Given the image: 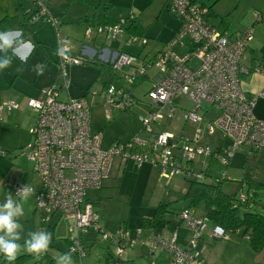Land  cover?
Instances as JSON below:
<instances>
[{
    "label": "built area",
    "instance_id": "built-area-1",
    "mask_svg": "<svg viewBox=\"0 0 264 264\" xmlns=\"http://www.w3.org/2000/svg\"><path fill=\"white\" fill-rule=\"evenodd\" d=\"M41 3V2H40ZM40 13H34L31 20H39L46 7L40 4ZM169 10L182 22L180 33L168 44V49L158 52L153 58L137 68L135 73L123 71L125 65L135 66L137 56L119 53L107 63L116 70L122 71L124 79L133 83L136 78L146 76V70L157 65L160 72L150 90V97L154 103L167 106L175 96L187 97L193 101L195 108L185 110L184 120L194 124V135H186V143L181 146L183 137H177L169 130L153 134L150 140H144L134 135L129 143L116 141L112 148L102 146L103 131L94 132L91 124V106L87 97L67 100L61 98V92L70 93L72 84L69 68L73 65H84L83 56L72 53L70 45L63 42L59 34V80L52 86L42 89L38 97H30L27 106L36 113L35 123L30 129L31 140L20 150L33 163V170L42 180V186L37 192V207L42 213L43 220L51 222L56 213L72 222L77 234L71 237L69 251L80 257L88 254L83 244L88 230L96 229L103 233L105 240L116 244L118 254L124 253L129 240V234L120 229L115 234H108L99 225L100 214L89 201V189H101L110 177L115 160L119 158L124 165L133 159L138 167L145 162L157 165L161 175L172 177L176 173L186 171L179 160L184 156L192 161L197 154L211 157L214 148L204 142V134L223 133L230 138L234 146L232 150H224L223 162L229 164L238 149L252 147L264 149V120L256 117L255 104L259 96L248 93L242 88L241 76L256 71L264 75V59L258 60L255 67L245 63L253 39V29L230 34L228 30H221L208 18V8L198 0H169ZM58 32L60 28L53 16ZM257 22H264L261 12ZM124 23L114 25L87 26V39L94 34L103 35L106 40L120 39L126 34ZM140 43L145 46L147 38L129 35L127 44ZM178 46L187 47L185 57L175 52ZM197 59L199 64L194 66L191 59ZM103 103L110 104L114 109L125 105V91L113 83L103 85ZM14 101L0 103V113L5 110L19 109ZM204 112L200 113V109ZM176 107L171 106L172 113ZM215 109L216 114L211 110ZM107 114V113H106ZM110 116V113L107 114ZM155 117H162L161 113ZM149 121H146V126ZM1 154H5L0 151ZM204 164V162H203ZM188 167V166H187ZM226 173V172H225ZM19 185L16 191L22 189ZM31 187V186H30ZM32 188V187H31ZM183 218L188 220L191 239L196 246V238L206 228L207 220L196 217L189 211L183 212ZM141 242L142 230L139 229ZM211 235L225 237L223 227H213ZM131 240V247L135 240ZM150 250H163L173 253L174 258L168 264H202L199 260L201 251L195 254L188 249L176 245V234L171 238H151ZM200 254V255H199ZM121 256V255H120ZM156 264V263H152Z\"/></svg>",
    "mask_w": 264,
    "mask_h": 264
},
{
    "label": "rangeland",
    "instance_id": "rangeland-1",
    "mask_svg": "<svg viewBox=\"0 0 264 264\" xmlns=\"http://www.w3.org/2000/svg\"><path fill=\"white\" fill-rule=\"evenodd\" d=\"M38 2L40 4L41 1ZM112 2L113 0H101L100 3L99 0H75L72 2L70 0H53L54 7L50 16H55L57 23L60 24V32L56 29L53 20L48 18L49 16L47 17L48 20L39 28L33 27L31 23L28 28L32 31H41L51 27L53 32L48 38L46 48L52 55H58L59 34L64 41L67 34H70L69 40L66 41L70 46L74 45L75 47H78L76 44L81 43L83 38H85L84 28L78 23L80 17L86 14H93L96 11L102 12L106 6H108V13L112 16H117L118 20L135 15L145 27L144 36H139V38H147L149 43L145 47L139 42L134 45L127 44L128 34H122L120 38L123 40L122 42L117 41L116 44V42L110 41L107 43V46L110 45L112 47L113 45L118 51L129 52L138 57L135 63L136 66L125 65L123 68V71L132 72L133 74L137 68L149 61L161 48L168 49V44L180 33L182 22L172 11L165 7L166 0H154L144 10L142 3L139 1L115 0V7H112ZM1 3L4 9L7 8V3H10L11 6L18 7L16 10L21 13H24V10L27 12L36 7L33 0H8V2L7 0H2ZM236 4L237 7L234 9ZM43 5L46 6L45 4ZM214 9L218 16L215 20L212 19V22L221 23V30L230 26L228 27V32L232 34V30L235 31L243 26L251 27L254 21L257 20L259 13L262 12L264 14V0H219L214 4ZM20 30L25 29L21 28ZM100 40L103 39L100 38ZM91 47L96 49V56L88 58L90 61L85 65H73L70 67V77L73 82L69 90L71 98L75 99L76 96L85 95L89 99L92 104V129L94 132H97V130L103 131L102 146L104 148H112L116 143L115 140L118 139L121 145L129 143L134 135H139L144 140H150L153 134L163 130H169L177 137H183L181 146L186 143V135H194V124L186 122L183 117L185 110L195 108V104L191 99L175 96L174 100L167 106L152 101L150 90L154 85L157 74L160 72L156 64L149 67L146 70V77L139 79L137 84L131 88L134 96H131V92L128 93V96L134 102L132 109L123 111L118 108L116 111L110 104L103 103V94L100 93V90L104 84L100 81L101 78H109L118 85L126 81L124 77L120 78L121 75L123 76L122 71L117 72V76L100 73L99 69L91 63L92 60L102 63L103 60L99 57L100 50L97 47ZM42 49L44 50V46H42ZM175 52L181 57H185L187 47L178 46L175 48ZM260 57L262 56L255 55L254 59H252L251 52L248 51L245 63L250 66L252 60L253 67H255ZM190 61L194 66L199 64L195 58ZM252 74L257 75L259 72L253 71ZM242 80L246 82L245 77L241 78V82ZM17 92L19 98H24L27 102L28 97L23 96L27 92L26 89H23V84H18ZM61 98L64 100L69 98L66 90L61 92ZM171 106H177L175 113H172ZM20 108L8 114L6 112L2 117L0 116V149L11 151L10 153L7 152L9 156L0 153V202H3L8 195L15 197L17 186L19 185L26 186L28 184L33 187L35 189L33 195L24 205L23 215L19 218L20 223L24 227L23 235L27 236L29 231L38 230L52 233L53 239L47 251L59 257L65 254L63 251L67 249L65 238L67 236H75L77 231L72 226L71 221L61 217L58 213L54 215L49 223L50 225L47 222L42 225V213L37 207L36 191V189L41 188L42 180L34 173L32 162L28 157L23 152L20 153V148L17 149L29 143L31 139L29 129L35 121L36 113L30 108H24V106ZM204 110V108L200 109V113H203ZM216 112L215 109L211 110L213 115ZM106 113H110V116H107ZM158 113H161L162 117H155ZM147 120L149 123L146 126ZM201 138H204V142L211 147L223 146L226 150H232L234 146L233 141L221 132L207 134L206 137L203 134ZM222 157L223 155L220 158H210L197 154L193 159L194 162L184 160L183 166L197 169L199 167L198 162H204L208 166L209 181L211 177L222 175L226 172L231 176V181H226L224 190L229 193L234 192L236 188L235 180L249 178L264 183V153L257 156L256 153H248L243 149H238L233 157L230 158L228 165L223 162ZM253 165L257 167V175L255 177L251 176L249 171ZM160 171L161 169L157 165L150 162H145L141 167H138V164L133 159H129L126 165L119 158L115 160L113 169L110 172L111 177L104 182V186L101 189H89L88 198L89 200L99 199V205L95 206L100 214L99 225L103 226L108 234H115L120 229H123L125 233L129 234L130 239L135 240V248L131 247L130 239L125 241L127 248L120 256L116 243L105 240L101 231L96 229L88 230L85 238L87 237L88 243H94L91 247V252L83 257L78 254H71L74 264H112L114 260L113 264H148L152 261L154 255L148 254L151 252L150 239L156 237L158 231L143 227L142 237L147 239L148 244L143 246L138 228L143 218L152 216L156 206L161 201L168 200L166 194H169V199L173 201V206L176 208L180 209L188 206L187 201L182 199V193L189 185L184 172L176 173L172 177H163ZM29 177L31 178L29 179ZM12 189H14V192ZM240 192L248 194L249 184H244ZM255 202L252 201L251 208L248 209L264 212V189L258 192ZM194 213L196 215L203 214V208L199 207ZM167 218L172 220V223L163 230L166 237L171 235L172 231L177 227L186 228L185 224L178 225L181 222L178 212L167 213ZM55 222L57 225H54ZM189 235L191 239L193 233L190 229ZM24 251L26 250L22 248L18 254ZM250 251L253 250L251 249ZM44 253L36 254L37 256H34L32 264H41L40 261ZM160 255L164 259L169 254L163 252ZM107 257H111L110 260L107 261ZM119 257L121 258L119 259ZM245 258L248 259L249 257L245 256ZM259 262L264 264V258Z\"/></svg>",
    "mask_w": 264,
    "mask_h": 264
},
{
    "label": "trees",
    "instance_id": "trees-1",
    "mask_svg": "<svg viewBox=\"0 0 264 264\" xmlns=\"http://www.w3.org/2000/svg\"><path fill=\"white\" fill-rule=\"evenodd\" d=\"M33 1L36 7H33L29 12H26L24 14V19H21V17L18 15H12V16L7 15L4 18H2L0 20V32H4L8 30L13 31V29H15L17 26L26 30L30 23L33 26H40L43 23H45L48 20L47 17L49 16V14L50 15L52 14V8L54 7L53 0H33ZM38 1H41V3L46 5L45 12L42 13L39 20H31L32 19L31 16L34 13L36 12L40 13L41 3L39 4ZM72 1H75V0H70V2ZM218 1L219 0H215L214 4L217 3ZM207 8L209 11L208 13L209 19L210 17H214V15L218 16V14L214 10V6H210ZM53 18L55 19V16H53ZM78 23L85 27V32H86V27L89 25L91 26L102 25L103 26V25H114L116 23H120V24L124 23L123 26L126 29V31L129 30L130 32H133L132 35L144 36L143 31L145 30L144 29L145 27L138 21V18L136 16L132 15L123 20H114L109 16L107 11H103L101 13L95 12L94 15L92 16L86 14L85 16H82L79 18ZM56 24L59 27L60 24L59 23H56ZM250 47H249V50H250ZM162 50L163 49H161L160 51ZM156 54H154V56ZM83 58L85 62L84 64L90 61L88 57L87 58L83 57ZM57 63H58V69H59V56H58ZM91 63L93 66L99 69L100 73H104V75L109 74L110 76L111 75L117 76V72H119V70H116L112 64L107 63V62L102 61V63L100 64L98 63L97 60H92ZM69 71H70V68H69ZM250 73H252V71H250L249 74ZM142 77H146V76H142ZM142 77L136 78L133 83H127L125 79L126 82H122L120 85H118L126 93L125 98H124V102L126 104L121 107L115 108L116 111L118 110V108L122 109L123 111L132 109L134 102L132 101V99H130V97L128 96V93L131 92V96L132 97L134 96L133 92L131 91V88L135 84H137L139 79H141ZM120 78L122 79L123 76L121 75ZM100 81L103 84L107 85V84H110L112 80L104 77V78H101ZM126 85H128V87H126ZM83 97H87V96L83 95ZM115 141H117V143L120 142L119 139ZM25 146L18 147L17 149L20 148L21 150ZM213 148H214V152L210 158H214V157L220 158V156L223 155L224 150H226L223 146H217ZM243 150L248 153H256L257 156L261 155V153H264V149L258 150L252 147H248ZM2 151L5 153V155L8 156V153H7L8 151H5V150H2ZM9 158L12 159L11 157ZM179 160L182 162L181 164L183 165L184 160H187V158H185L184 156L183 157L180 156ZM187 162L189 161L187 160ZM190 162H194V160ZM198 164H199V167L197 169H193L192 167L186 166V168L188 169H186L184 173L186 180L189 181V185H188V188L182 193V199L187 201L188 206H185L180 209L176 208L175 206H173V201L169 199L170 198L169 194H166L168 200L161 201L156 206L153 215L149 217H144L140 226H138V228L142 230V234H143V227L144 228L148 227V228L157 230L158 233L156 234V237L171 238L173 235L176 234V245L178 247H181L183 249H188L194 254L198 250L202 252L201 256L199 257V260H203L202 264H207V262H206V259L204 258L202 248H199V247H202L203 245L209 246V243H207L206 241L207 238L209 240L212 239L213 241H219L223 238V237H214L211 235L213 227L216 225L223 227L226 232V235L227 234L228 235L229 234L238 235L242 237L243 239H245L249 243L253 251L257 253L263 252L264 251V212L255 211V210H251L248 208H251L252 201L255 202V198L258 197V192L264 189V183L260 181L258 182V181H255V179H249V178H244L242 180H235L236 188L234 192L229 193L224 190V185L226 181H231L230 175H228L227 173H223L222 175H216L214 177H211L209 181L208 179H209L210 174L208 173L209 172L207 168L208 166L206 164H203V162L202 163L198 162ZM249 171H250L251 176L255 177L257 175V167L255 165H253L249 169ZM246 183L249 184L248 194L240 192L241 189L244 187V184ZM38 190L39 189H36L37 192ZM100 199H103V198H100ZM89 201L94 205V208L96 205H99V199L89 200ZM199 207L203 208L204 213L201 215L199 214L196 215L194 211H196V209H198ZM186 210L189 211V213H193L196 217H202V218H205V220H207L206 222L208 225L202 231V234L196 238V241H197L196 246L193 245L191 241L192 238L190 239V236L187 239V241L184 240L185 236L180 231V227H177L176 229H174L172 231V234L167 237L165 236L163 232V230L166 227H169V224L172 223V220L167 218V213H175V212H178V215L181 220V222L178 225L180 226L181 224H185L186 229L188 231L190 229L189 222L188 220L183 218V212ZM45 223L46 222L43 220V217H42V225H45ZM49 223L48 225H50ZM101 229L106 231V229L103 226ZM207 230L208 232H206ZM156 237H153V238H156ZM143 239L145 240V243H142V245L147 246L148 245L147 239L146 238H143ZM22 242L23 241L21 240L20 243ZM71 243H72L71 237L67 236L65 238V245L67 249L64 252H67V253L70 252L69 248L71 247ZM123 243L125 242L123 241ZM83 244L86 245L87 251H88L87 255H89L91 251V247L94 243L92 242L88 243L87 237H86L83 240ZM117 246L121 247L123 245L122 243H118ZM133 248H135V246H133ZM47 250L42 256V259L40 261L41 264H56L57 257L51 255ZM158 252L159 250L155 252L151 251L150 253H148L149 255L151 254L154 255L152 262L156 264H168L174 258L173 253H171L167 261L160 262L158 261L159 260L158 256L160 254H163V252L165 251L160 250V252L159 253ZM34 256H37V255L24 251L23 253L18 254L17 260L14 262V264H32V262L34 261L33 259ZM120 258L121 257H119V259ZM107 260H110V257H107ZM0 264H8V262L6 261V258H4L2 255H0ZM183 264H190V263L188 261H185Z\"/></svg>",
    "mask_w": 264,
    "mask_h": 264
},
{
    "label": "crops",
    "instance_id": "crops-1",
    "mask_svg": "<svg viewBox=\"0 0 264 264\" xmlns=\"http://www.w3.org/2000/svg\"><path fill=\"white\" fill-rule=\"evenodd\" d=\"M1 1L2 0H0V20L7 15H11V16L18 15L21 17V19H24V14L26 13L25 10H24V13H21L19 10H16L18 7L15 8L11 6L10 3L9 4L7 3V8L4 9ZM134 1H139L140 3H142L143 10H144L154 0H134ZM198 1L206 5L207 7L214 6V2H215V0H198ZM100 2L101 0H99V3ZM115 3H116L115 0H113L112 7H115ZM168 3H169V0H166L165 7L169 10ZM236 7H237V4L234 7V9ZM107 8L108 6H106L103 11H107ZM96 12L101 13L99 11H96ZM94 13L87 14V15L92 16L94 15ZM109 16L114 20H118L117 16H112L110 14ZM216 17L217 16L215 15L214 17H210V21L212 22V19L215 20ZM212 23L222 28L221 23H218V24L214 22ZM40 26H33V27L39 28ZM228 27L230 26L224 27L223 30H228ZM83 28L85 32V27L83 26ZM250 28L253 29V39L251 42V47H250L249 52H251L252 59H254L255 55L262 56L260 57V59H262L264 58V22H257L256 20L254 21L251 27L243 26L242 28L236 29L235 31L232 30L233 31L232 33L242 32L245 29H250ZM20 29L21 27L17 26L15 29H13V31L8 30V31L0 32V33L8 34L7 38L12 41V46L15 49V55H12L11 48L7 49V54L12 56V64L7 69L0 71V103L10 100V101L16 102L20 107L24 106V108L25 107L29 108L27 106V102L25 101V99L19 98V96L17 95L18 94L17 92L18 84L20 83L23 84V89H26L27 91L23 94L24 97H28V99L30 97H38L42 89L50 87L58 79V76H59V69H58V63H57L58 55L56 54L52 55L50 52L47 51V48H46L48 38L50 34H52L53 32L51 27L45 30H41V31H32L29 28H27L26 30H20ZM125 33L128 35L133 34V32H130L129 30L125 31ZM70 36H71L70 34H67L66 39L65 41L63 40V42L68 44L66 40H69ZM100 38H102L103 40H100ZM110 41H114L117 44V41L122 42L123 40L121 39L106 40L105 36L98 35V34H94L92 38L87 39L85 35V38H83V41H81V43L76 44L78 47L71 45L72 53L77 56H85L86 58L87 57L92 58L97 55V52H96V49L92 48L91 46L97 47L100 50L99 57L104 62L106 61L108 62L110 58L113 59L119 53L132 54V53L125 52V51H118L117 48H115L113 45L112 47L110 45L107 46V43ZM0 43H2V41H0ZM42 46H44V50L42 49ZM3 52L4 50L0 49V54H3ZM251 64H252V60H251ZM127 73H132V72H127ZM243 77H245V80H246V82L242 80L244 90L247 91L248 93L259 96L255 104L254 113L257 118L264 120V75L260 73L257 75L250 73V74H244L241 76V78ZM111 83H113L115 86H118V84L115 83L113 80L111 81ZM68 96L71 97V93H69ZM81 97H83V95L76 96L75 99L81 98ZM20 107L19 109H21ZM19 109H15V110H19ZM11 112L12 111L5 110L3 114L0 113V116L2 117L5 113L8 114ZM31 128L32 127H30V129ZM30 129H29V132H30ZM98 131L100 130H97V132ZM0 151H2V149ZM10 152L11 151H8V153ZM30 178L31 177H29V179ZM12 191L14 192V189H12ZM54 224L57 225L56 222ZM180 231L185 236L184 240L187 241V239L190 236L189 230L187 231L186 228L180 227ZM206 241L207 243H209V246L203 245L201 248L203 250L204 258L206 259L207 264H263V263H260L259 261H261L264 258V251L260 253H257L255 251H250L252 248L250 247L249 243L238 235H230V234L228 235L227 234L225 237H223L219 241H213L212 239L209 240L208 238ZM63 253H67V252L63 251ZM169 255H167L166 258L164 259H162L161 255H159L158 256L159 260L158 259L157 260L160 262H165L170 257ZM245 256H248L249 258L247 259L245 258ZM114 262L115 260L112 261V264ZM152 263L154 262L151 261L150 264Z\"/></svg>",
    "mask_w": 264,
    "mask_h": 264
},
{
    "label": "clouds",
    "instance_id": "clouds-1",
    "mask_svg": "<svg viewBox=\"0 0 264 264\" xmlns=\"http://www.w3.org/2000/svg\"><path fill=\"white\" fill-rule=\"evenodd\" d=\"M7 33H0V71L7 69L12 64V56L7 54V49H12V55H15V49L12 41L9 40ZM34 189L28 184L15 194V197L8 195L0 202V255L6 258L8 264H14L18 253L23 248L28 253H44L52 242V233L38 230L29 231L24 236V227L20 223V217L23 215L24 205L33 195ZM23 240V244L20 241ZM56 264H74L71 253H65L56 259Z\"/></svg>",
    "mask_w": 264,
    "mask_h": 264
},
{
    "label": "bare ground",
    "instance_id": "bare-ground-1",
    "mask_svg": "<svg viewBox=\"0 0 264 264\" xmlns=\"http://www.w3.org/2000/svg\"><path fill=\"white\" fill-rule=\"evenodd\" d=\"M29 143H30V142H29ZM29 143H28V144H29ZM28 144H27V145H28Z\"/></svg>",
    "mask_w": 264,
    "mask_h": 264
},
{
    "label": "water",
    "instance_id": "water-1",
    "mask_svg": "<svg viewBox=\"0 0 264 264\" xmlns=\"http://www.w3.org/2000/svg\"><path fill=\"white\" fill-rule=\"evenodd\" d=\"M260 60H263V59H260Z\"/></svg>",
    "mask_w": 264,
    "mask_h": 264
}]
</instances>
